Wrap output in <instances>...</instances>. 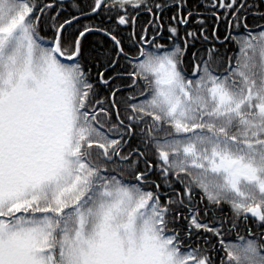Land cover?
<instances>
[{"label": "snow or ice", "instance_id": "obj_1", "mask_svg": "<svg viewBox=\"0 0 264 264\" xmlns=\"http://www.w3.org/2000/svg\"><path fill=\"white\" fill-rule=\"evenodd\" d=\"M74 6L0 0V264H264V0Z\"/></svg>", "mask_w": 264, "mask_h": 264}, {"label": "trees", "instance_id": "obj_2", "mask_svg": "<svg viewBox=\"0 0 264 264\" xmlns=\"http://www.w3.org/2000/svg\"><path fill=\"white\" fill-rule=\"evenodd\" d=\"M44 2H52L56 5L55 11L60 12V16L57 17V20L62 21L63 19H71L72 16L79 15L77 8L74 6V0H66V1L65 0H63V1L44 0ZM49 15H54V12H49ZM249 22L252 23L253 21H251V19H250ZM259 22L264 23V21H259ZM93 23L98 24L99 20H94L92 18H88L86 20L79 21V22L75 23V25H76L75 29H72L71 26H68V27L71 30L76 31V30L82 29V27L84 25L93 24ZM165 23H167V22H165ZM143 26H147V22H145V24ZM42 35L50 36V30L48 28H45ZM85 40H86L87 46H89V47H99L103 51H106L109 53H111L113 51L110 41H108L106 38H104L100 35L89 34L86 36ZM197 47L199 48V47H201V45L198 43ZM127 67H128L127 62L121 61V60L116 65V68L119 69L120 72H123L125 70V68H127ZM92 71H93V76H95V69H92ZM110 71H111L112 75H114V76L116 75L115 70H110ZM107 75L108 74L106 73V76ZM127 80H128V78L126 76L117 77V79L113 80V83L114 84H124L125 82H127ZM129 91H131V90L124 89V94H127ZM101 92L104 96L108 95V92L106 90H104L103 88H101ZM117 95L119 96L120 93H118ZM200 207L203 208V204H201ZM221 207L224 208L225 212L228 211V206L226 204L221 205ZM201 216H203V212H201ZM253 231L255 232L256 229H253ZM241 235H245V233L242 232Z\"/></svg>", "mask_w": 264, "mask_h": 264}, {"label": "flooded vegetation", "instance_id": "obj_3", "mask_svg": "<svg viewBox=\"0 0 264 264\" xmlns=\"http://www.w3.org/2000/svg\"><path fill=\"white\" fill-rule=\"evenodd\" d=\"M206 2H209L210 3V0H206ZM204 15L207 17V19L205 20V27L207 28V31L210 33L211 30H212V17H211V11H208V12H205ZM148 21V17L146 15H142L140 17L137 18V32L140 31V28L145 24V22ZM193 27H196V25H193ZM122 29H123V26H122ZM130 30V29H129ZM149 31L151 32V28L149 29ZM121 34L124 36V37H127L128 36V31L127 30H122ZM123 44H124V47L125 49L127 50L129 47H131V44L130 42L125 39L123 41ZM198 44V43H197ZM121 61H124L122 58H121Z\"/></svg>", "mask_w": 264, "mask_h": 264}, {"label": "water", "instance_id": "obj_4", "mask_svg": "<svg viewBox=\"0 0 264 264\" xmlns=\"http://www.w3.org/2000/svg\"><path fill=\"white\" fill-rule=\"evenodd\" d=\"M57 1H59V0H57ZM86 19H88V17H80V19L78 20V21H74V23H77V22H79V21H83V20H86ZM89 34H98V35H100V36H102V37H104L102 34H99V33H89ZM88 34V35H89ZM105 38V37H104Z\"/></svg>", "mask_w": 264, "mask_h": 264}]
</instances>
